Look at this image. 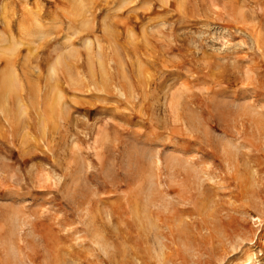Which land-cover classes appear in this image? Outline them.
<instances>
[{
  "label": "rangeland",
  "instance_id": "obj_1",
  "mask_svg": "<svg viewBox=\"0 0 264 264\" xmlns=\"http://www.w3.org/2000/svg\"><path fill=\"white\" fill-rule=\"evenodd\" d=\"M0 264H264V0H0Z\"/></svg>",
  "mask_w": 264,
  "mask_h": 264
},
{
  "label": "bare ground",
  "instance_id": "obj_2",
  "mask_svg": "<svg viewBox=\"0 0 264 264\" xmlns=\"http://www.w3.org/2000/svg\"><path fill=\"white\" fill-rule=\"evenodd\" d=\"M87 46H89V48L91 49V42H88L87 43ZM105 64H106V62H105ZM107 65H108V63H107ZM108 67V66H107ZM110 68H108V70H109ZM112 69V68H111ZM106 70V69H105ZM105 70H104V72H105ZM53 72H55V70H52ZM96 74V73H95ZM106 74V75H105ZM105 74H104V79H106V80H111L112 79V77L111 76H109V74L110 73H106L105 72ZM112 74V73H111ZM83 77V76H82ZM96 77V76H95ZM99 77V76H98ZM99 79V78H98ZM115 79V78H114ZM96 80V79H95ZM113 80V79H112ZM99 82H100V80H99ZM98 83V82H97ZM111 86H113L114 88H122L119 84H117L116 82H113V83H111ZM5 88H1V90L3 91ZM120 90V89H119ZM4 93V92H3ZM121 93V92H120ZM122 94H123V92H122ZM4 95V94H3Z\"/></svg>",
  "mask_w": 264,
  "mask_h": 264
}]
</instances>
